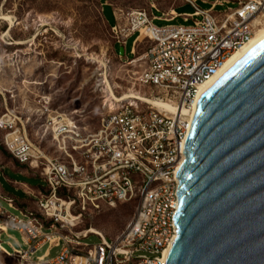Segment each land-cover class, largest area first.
I'll list each match as a JSON object with an SVG mask.
<instances>
[{"label": "built area", "instance_id": "1", "mask_svg": "<svg viewBox=\"0 0 264 264\" xmlns=\"http://www.w3.org/2000/svg\"><path fill=\"white\" fill-rule=\"evenodd\" d=\"M183 1L194 8L184 16L185 22L193 19L191 25L157 26L145 8L114 7L110 27L124 53L127 41L135 37L132 55L142 29L147 31L145 53L130 62L144 61L135 84L148 96L172 103L175 113L141 101L115 102L114 109L104 103L98 126L90 131L68 115L70 123H57L63 114L50 110V100L43 97L39 110L48 115L42 126L51 136L53 155L42 142L29 140L25 124L30 118L24 123L7 106L0 115L5 149L46 183L33 196L34 208L0 190V251L14 264H165L164 252L177 236V173L185 160L189 111L200 86L264 24V0H215L208 9L200 8L198 0ZM230 3L236 7L215 13L217 6ZM133 200L137 204L131 221L112 241L73 233L84 212ZM10 231L20 234L24 246ZM91 234L100 238L98 244L81 242ZM4 235L17 247L8 241L11 250L6 248ZM55 248L59 251L51 256Z\"/></svg>", "mask_w": 264, "mask_h": 264}, {"label": "rangeland", "instance_id": "2", "mask_svg": "<svg viewBox=\"0 0 264 264\" xmlns=\"http://www.w3.org/2000/svg\"><path fill=\"white\" fill-rule=\"evenodd\" d=\"M105 1L0 0V115L7 106L24 123L30 118L25 124L29 140L36 145L42 142L50 155L54 154L51 136L44 132L42 126L48 115L39 110L44 105L43 97L50 100V110L71 116L92 131L97 128L105 111L103 105L107 103L109 93L120 97L128 94L134 85L138 90L149 93L135 84L144 67L143 58H138L134 66L130 64L145 53L148 38L142 37L136 44L135 55H131L135 38L131 37L125 46V54L121 56L120 46L115 43L109 27L114 23V7H144V4L142 0H107L114 7L103 5L102 10L101 2ZM214 1L198 0L197 5L208 9ZM175 4L181 13L194 11L182 0ZM228 7H236V3L217 6L215 13ZM153 13L160 15V12ZM154 23L158 26L191 25L193 19L185 22L179 17L172 22L156 20ZM4 133L0 130L1 144ZM0 153L12 160L4 150ZM4 163H0V188L21 201L26 199L34 208L33 196H37L39 188L46 183L35 169L25 166L27 170L24 172L13 171L9 166H3ZM136 204L133 200L113 208L102 206L98 212H84L72 231L76 235L95 227L108 241H112L126 230ZM2 205L7 207L4 202ZM10 234L24 246L18 232L10 231ZM70 237L75 238L74 235ZM2 241L9 250L8 241L17 247L15 241L5 235ZM81 242L98 244L100 238L91 234ZM58 251L59 248L53 249L51 256ZM14 262L0 251V264Z\"/></svg>", "mask_w": 264, "mask_h": 264}, {"label": "water", "instance_id": "3", "mask_svg": "<svg viewBox=\"0 0 264 264\" xmlns=\"http://www.w3.org/2000/svg\"><path fill=\"white\" fill-rule=\"evenodd\" d=\"M262 43L197 104L177 173V236L165 264H264Z\"/></svg>", "mask_w": 264, "mask_h": 264}, {"label": "bare ground", "instance_id": "4", "mask_svg": "<svg viewBox=\"0 0 264 264\" xmlns=\"http://www.w3.org/2000/svg\"><path fill=\"white\" fill-rule=\"evenodd\" d=\"M142 37L149 38V35L145 29H142L141 35L136 40V44ZM263 38H264V24L256 30L255 34L250 38V40L241 49L234 52L225 61V63L218 69L216 74L210 80H208L207 82H205L203 85L200 86L198 95L196 96L194 103H193V106L191 107V109L189 111L190 122H192V120H193L194 114H195L196 109H197V104H198L200 98L203 96V94L206 92V90L212 85V83L226 69H228L235 61H237L241 56H243L247 51H249L252 47H254ZM134 62H136V61H134ZM45 100H48V99L45 98ZM123 101H131V102L132 101L133 102L134 101H141L143 103L153 105V107L157 108L159 111H162V112H168V113H175L176 112V108L172 103L152 98V97L148 96L146 94V92L142 91V89L138 90L135 85L133 86L132 89H130L128 94L126 93V95L124 94L123 96L115 97L112 93H109L106 97V102L110 104L111 109L115 108V104H116L115 102H123ZM62 122L70 123V119L66 115H62V119L60 121L57 120V123H62ZM82 233H88V234H90V233L94 234L95 233V234L103 236L101 231L95 227H91L90 229L85 230ZM171 246H172V243L164 252V260L165 261L167 259L168 254H169Z\"/></svg>", "mask_w": 264, "mask_h": 264}, {"label": "crops", "instance_id": "5", "mask_svg": "<svg viewBox=\"0 0 264 264\" xmlns=\"http://www.w3.org/2000/svg\"><path fill=\"white\" fill-rule=\"evenodd\" d=\"M176 1H179V0H171V1L170 0H158V1H155V0H142V3L144 4L143 5L144 7H129V8L120 7V6H116V7L123 8V9L145 8L149 12V15L151 16V18L153 20V23L156 20L157 21L172 22L174 20H177L179 17H182L183 20H184V16L185 15H191V14L194 13V11L192 13H186V12L181 13V12L177 11L176 4H175ZM101 5H102V10H103V5H111L112 7H114L113 4L110 1H107V0L104 3L101 2ZM153 11L160 12V15H155L153 13ZM113 17H114V23L112 25H109V27H111V26H113L115 24L114 13H113ZM120 48H122V46H120ZM133 50H134V47H133ZM133 50H132V46H131V55H132V51ZM135 50H136V46H135ZM124 54H125L124 50H123L122 53L120 52L121 56L124 55ZM0 159H1V161H3V163L5 162L4 164H2L3 166H5V167L9 166L13 171H20V172L23 171L24 172V171L27 170L25 165H20V164L16 163L13 160L6 159V158H4V156H2L1 153H0ZM1 161H0V163H1ZM20 167H22V168H20ZM0 190L3 193H5L6 195L15 198L21 205L28 204L25 201L26 199L21 201L22 199H19V198L13 196L12 194L6 193L3 190L2 187L0 188Z\"/></svg>", "mask_w": 264, "mask_h": 264}, {"label": "trees", "instance_id": "6", "mask_svg": "<svg viewBox=\"0 0 264 264\" xmlns=\"http://www.w3.org/2000/svg\"><path fill=\"white\" fill-rule=\"evenodd\" d=\"M3 148V149H2ZM4 150L9 156L10 158L15 161L16 163H18L9 153L8 151L5 149V147L0 143V151ZM3 153V152H2ZM19 164V163H18ZM21 165V164H20Z\"/></svg>", "mask_w": 264, "mask_h": 264}, {"label": "snow or ice", "instance_id": "7", "mask_svg": "<svg viewBox=\"0 0 264 264\" xmlns=\"http://www.w3.org/2000/svg\"><path fill=\"white\" fill-rule=\"evenodd\" d=\"M262 46H264V43H262Z\"/></svg>", "mask_w": 264, "mask_h": 264}]
</instances>
